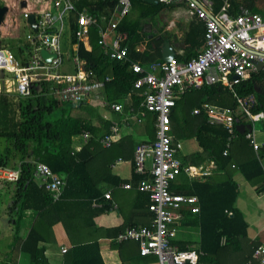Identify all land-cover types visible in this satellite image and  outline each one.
I'll use <instances>...</instances> for the list:
<instances>
[{
    "label": "trees",
    "instance_id": "16d2710c",
    "mask_svg": "<svg viewBox=\"0 0 264 264\" xmlns=\"http://www.w3.org/2000/svg\"><path fill=\"white\" fill-rule=\"evenodd\" d=\"M219 1L222 4L223 0ZM255 1L243 0L238 6L232 0L230 12H254ZM18 2L10 0L9 9L17 11ZM97 5L87 11L94 14L93 10L105 9L108 14V9L110 12L116 8L117 0H99ZM165 7H170V4L131 0L132 12L139 9L137 17L130 19L125 16L116 29L126 34L122 42L127 47L124 60L110 59L98 44V17L96 24L89 29V50L82 41H77L73 32L75 20H70V41L71 44L77 43V55L84 61L83 67L89 78L104 80L109 77L104 82L101 94L104 107L111 109L113 117H102L99 107L87 101L79 105L61 101L52 93L48 80L33 84L30 95L20 98L16 104L10 102L8 93L0 91V138L3 139L0 165L20 169L17 181H3L10 187L11 195L6 209L7 221L13 225V234L0 264H15L20 252L29 255L30 264H49L44 255V247L39 246V242L54 241L53 225L57 222L62 223L71 243L64 253L63 264H148L157 260L153 255H141L138 243L134 240H114L126 228L147 225L152 221L153 215L148 210V203L143 214L147 216L139 225L124 222L118 227L101 228L95 225L93 218L108 208L103 201L105 196L101 183L105 174L111 175L110 164L116 158L132 157L137 145L131 135L117 139L108 147L103 146L99 138L110 131L113 118L120 125L121 118L126 119L130 113L143 110L140 105L144 96L143 89L133 86L138 74L129 65L132 62L147 64L162 61L164 42L169 40L172 45L168 32H156L151 33L144 50L136 49L148 34L144 31L141 19L148 17L151 20ZM27 9L32 11L30 6ZM80 11L76 9V12ZM179 39L183 47L181 52L174 49V59L185 61L196 56L204 47V26L201 21L195 17ZM15 51L18 56L23 49L18 45ZM234 91L238 97H254L255 103L250 108L253 113H262L260 121L264 130V68L247 71L245 79L234 87ZM236 96L221 84H204L183 93L176 100L170 114L171 131L175 138H193L199 147L184 156V162L187 160L197 166L211 159L223 171L221 176H206L192 185L176 188V192L194 194L199 199V211H185L177 223L181 226H198L200 239L172 240V243L181 249L192 247L201 250V264H263L252 257L254 249L261 244L250 238L248 225L235 206L238 187L234 173L240 171L251 182L261 179L263 168L258 159L264 155V144L258 150L260 156H257L244 133H237L227 147L229 133L225 125L210 124L203 108L205 104H213L233 109L237 106ZM115 103L123 106L122 114L111 107ZM194 107L199 108L197 114H192ZM155 117L153 112L144 113L148 141L155 138ZM84 131L90 134V138L76 151L73 148L74 137ZM225 149L226 155L223 154ZM36 162L46 163L64 180L62 193L57 200H53L34 180ZM181 163L184 164L183 161ZM139 180L140 177L134 173L130 182L137 186ZM256 190L258 193L264 192V184L257 186ZM94 201L103 204L96 208L93 206ZM27 211L34 214L33 221L26 236L21 237L19 231ZM101 238H111L106 250L101 248Z\"/></svg>",
    "mask_w": 264,
    "mask_h": 264
},
{
    "label": "built area",
    "instance_id": "2783aa9c",
    "mask_svg": "<svg viewBox=\"0 0 264 264\" xmlns=\"http://www.w3.org/2000/svg\"><path fill=\"white\" fill-rule=\"evenodd\" d=\"M174 1L177 0H158L164 3ZM183 1L187 5L188 13L198 18L204 26L203 49L185 61L172 59L169 62L162 60L147 64L132 62L129 65L130 69L138 74L133 86L143 89L144 95L140 104L143 110L136 112L137 116H144L145 111L156 114L154 140L138 143L133 159V172L140 177L137 188L147 193L148 210L153 218L147 225L126 228L119 232L114 240L136 241L139 253L155 256L158 264H201L200 255L203 254L201 250L192 247L181 249L172 243L176 221L183 217L185 211H199V199L196 195L179 193L170 188L171 183L182 172H196V168L182 165L178 157L181 142L172 134L170 120L176 100L187 90L200 88L204 84H221L236 96L234 87L245 79L246 72L258 70L259 63L264 68V13L232 14L230 0H223L217 11H214L212 0ZM38 7V11H27L25 14V25L29 32L26 34V42L19 44L23 51L17 56L10 49L0 47V72L11 75L10 79L1 78L0 91H13L19 96L27 97L33 84L48 80L52 93L61 101L73 104L86 101L103 88L109 77L104 80L90 79L77 50L71 55L73 71L62 72L65 52L61 39L65 29H70L72 14L75 16L76 26L73 32L77 41L87 38L90 27L96 24V14L86 10L76 12L75 0H42ZM130 10L131 0H117L114 16L108 27L99 28L98 44L110 59L126 58L127 47L122 44L126 34L119 33L116 29ZM31 12L35 14L38 25L35 32L26 22L27 14ZM43 48L56 56L50 62L43 61L40 64L43 60L40 50ZM236 102L237 106L233 109L213 105H204L203 108L210 124L225 125L229 133L227 147L237 133H244L248 144L257 150L260 144L255 139L253 127L254 122L261 120L262 113L251 111L250 107L255 103L252 95L236 96ZM111 107L116 111L122 110L121 104L118 103L112 104ZM198 112V108L193 110L194 114ZM237 124H243L246 129L243 132L237 131ZM247 125L251 128L247 129ZM119 135L120 126L112 123L110 131L103 134L99 142L108 147ZM78 138L85 143L90 134L84 131L74 137ZM223 154H227V149ZM19 176V168L0 165V181L15 182ZM33 177L53 200L60 197L64 180L49 165L36 162ZM104 196L110 197L108 193ZM93 206L100 207L101 204L94 201ZM66 250L62 248V252ZM252 257L264 263V245L257 246Z\"/></svg>",
    "mask_w": 264,
    "mask_h": 264
},
{
    "label": "crops",
    "instance_id": "0c3cea01",
    "mask_svg": "<svg viewBox=\"0 0 264 264\" xmlns=\"http://www.w3.org/2000/svg\"><path fill=\"white\" fill-rule=\"evenodd\" d=\"M99 0H75V6L77 10H89L91 7H97V2ZM148 4H152L143 0ZM243 0H235V5L240 6ZM214 11L219 10L221 6V2L219 0H212ZM230 3L232 0L229 1ZM170 7L163 8L159 13H157L153 19L148 20V17L145 19H141L142 24L144 25V31L147 34V38L144 42L138 44L136 49L142 51L145 49L147 39H150L152 34L156 32H168V33H177V29L181 28L182 33L184 34L189 27L190 22L195 19V16H192L187 11V5L183 0H177L174 2L168 3ZM169 6V5H168ZM232 8V6H231ZM105 10V9H104ZM104 10H93L98 17L99 28H107L109 21L114 16V10H111L108 14ZM139 9H136L132 13V9L126 15L130 19H135ZM254 12L264 13V0H256L254 3ZM244 13V12H243ZM198 19V18H197ZM70 20H75V16L72 14ZM199 20V19H198ZM202 23V22H201ZM162 27L161 31L160 28ZM71 30L68 29L66 37L69 38V50H65L64 46H62L63 51L65 54L68 52L69 54L73 53L77 50V44H71L70 41ZM182 36V35H181ZM180 36V37H181ZM180 41V40H179ZM86 49H90L91 45L89 42V35L87 38L82 40ZM181 42V41H180ZM62 43V40H61ZM173 44V43H172ZM173 47V45H172ZM183 44L181 42L180 48L173 49L179 50L181 52ZM175 51V50H174ZM66 63V62H65ZM64 66V64H63ZM62 68V67H61ZM74 68V67H73ZM73 68L68 71L63 72H71ZM91 105H98L100 109V104H103V96L101 94V90L94 93L86 100ZM205 105H213V104H205ZM122 106V105H121ZM218 106V105H213ZM221 107V106H220ZM197 107H194L193 110ZM199 109V108H198ZM111 109H107L106 107H102L100 109L101 116L109 119L111 118ZM117 113H123V106L121 111H117ZM113 117V116H112ZM121 118L120 125L117 123L118 121L113 118L111 121L112 123H117L120 126V135L119 138H122L126 135H131L136 144L140 142L148 141V136L146 134V130L144 127V116H140L136 113H130L128 117L126 116ZM124 119V120H123ZM263 135L262 142H258L261 145L264 144V130L261 133ZM118 138V139H119ZM192 141L190 145V150L188 153H181L179 150L178 157L180 161H183L184 166H192L196 168V172L193 174H186L182 172L179 174L176 179L171 183V189L176 191V188H180V186H189L192 183H195L197 180H203L206 176H221L222 170H220L213 160L207 159L203 163L199 165H193L189 161L185 160L184 156H188L192 152H195L199 149L197 142L193 138H189ZM181 142V140H180ZM84 145V141L82 139H74L73 141V148H78V151ZM260 147L255 150L254 153L257 156H260V151L258 150ZM181 149H182V142H181ZM116 158L110 164V174H105L103 182L101 183V187L104 190V194L108 193L110 195L109 198H103V201L108 205V208L96 215L93 220L95 225L101 228H112L118 227L122 225L124 222L126 223H135L137 225L142 224L143 220L145 219L144 208L149 203L148 195L146 192L141 191L137 188V186L132 184L130 181L134 177L133 172V159L134 155L128 159H121ZM260 165L263 168V176L257 182H251L247 180L244 175L240 171H236L234 174V180L236 181L238 187V195L235 201V206L241 211L245 222L248 225V235L250 238L258 241L261 245H264V192L258 193L256 190L257 186L264 184V155L260 156L258 159ZM206 171L207 173H203ZM138 176V175H137ZM236 176V178H235ZM128 184L129 187H124V185ZM101 205L102 202H99ZM0 207H2V203L0 201ZM99 208V206H94ZM101 207V206H100ZM33 213L31 211L25 212V218H28V225L23 222L21 225L19 235L21 237H25L29 227L33 221ZM2 216L0 215V218ZM180 220V219H179ZM178 220V221H179ZM176 221V223L178 222ZM174 226L175 234L174 240H184V241H198L200 239V229L198 226H181L178 223ZM253 226V227H252ZM53 232H54V241L50 243L39 242V246L44 247V255L47 258L49 264H63L64 261V253L62 252V248L68 249L71 246L69 238L66 234V231L61 222H57L53 225ZM178 232L180 236H178ZM111 241V238H101L100 245L101 248L106 250L108 248V243ZM112 255V254H111ZM5 256V254H4ZM3 256V257H4ZM23 256L27 258L25 259V263L21 262ZM1 260L0 262H2ZM15 264H30L29 255L25 252H20L17 256V261ZM148 264H158L157 260L148 263ZM255 264H258L255 262ZM264 264V263H263Z\"/></svg>",
    "mask_w": 264,
    "mask_h": 264
},
{
    "label": "rangeland",
    "instance_id": "374dc122",
    "mask_svg": "<svg viewBox=\"0 0 264 264\" xmlns=\"http://www.w3.org/2000/svg\"><path fill=\"white\" fill-rule=\"evenodd\" d=\"M21 2L22 0H18ZM26 5L24 7H21L19 5V2L17 3V11H12L9 9L10 6V0H0V6H8V11L3 15L2 22L0 24V47H6L13 51L14 53L16 52L17 46L22 43L26 42V34L29 32V28L25 25V14L27 11H30L27 9L28 6L31 7L32 10L38 11L39 7L38 5L41 3L42 0H25ZM28 4V6H27ZM133 13V12H132ZM68 29H65V32L62 36V46H64V49L67 51L69 50V38L66 37ZM163 34H167V32H164ZM170 34V39L173 42V47L175 48H180L181 42L179 41L180 36L183 34L182 29L179 28L177 29V33H169ZM71 54L68 52L65 54L64 53V66H62L63 71H70L74 66L72 64V59H71ZM66 62V63H65ZM61 68V69H62ZM62 71V70H61ZM62 71V72H63ZM11 78V75L8 74L7 72H0V80L1 78ZM8 99L12 104H16L17 101L20 98H24L22 96L17 95L15 92H9L8 93ZM98 106V105H94ZM100 109L102 110L103 104H100ZM16 108V106H15ZM254 134H255V139L257 142H262L261 140L263 139V135L261 134L263 132L261 128V121L254 122ZM182 142V149H180L181 153H188L190 150V145L192 143L189 138H180ZM3 146V139L0 138V151ZM236 173V172H235ZM234 173V174H235ZM236 178V176H235ZM10 187L5 184V182L0 181V201L2 203V207H0V215L2 216L0 218V261L4 259V254L8 250V245L11 241V237L13 234V225L10 224L9 221H7V202L9 200V197L11 195L10 193ZM7 203V204H6ZM27 224L28 225V218H25L24 220L22 219V225ZM253 227V226H252ZM178 236H180L178 232ZM25 259L27 258L23 256L22 261L25 263Z\"/></svg>",
    "mask_w": 264,
    "mask_h": 264
},
{
    "label": "water",
    "instance_id": "95a60500",
    "mask_svg": "<svg viewBox=\"0 0 264 264\" xmlns=\"http://www.w3.org/2000/svg\"><path fill=\"white\" fill-rule=\"evenodd\" d=\"M146 1L149 2V3H152V4H157L158 3V0H146ZM25 5H26V1L22 0L20 2V6L24 7ZM7 9H8V7L6 5L0 7V24H1V21L3 19V15L7 11ZM26 22H27L29 27L34 32L37 31L38 25H37V22H36V19H35V14L33 12L27 14ZM40 55L43 58V60L40 61V64H42L43 61L50 62L52 60V58H54L56 56L55 53H48V51L46 49H44V48L40 50ZM174 56H175V51H174L170 41L166 40L164 42V44L162 46V50H161L162 60L164 62H169L172 59H174ZM257 68L259 70H261L263 68V65L261 63H259ZM77 105H79V104H77ZM250 128H251V126L247 125V129H250ZM245 129L246 128H245V126L243 124H237L236 125V130L239 131V132H243Z\"/></svg>",
    "mask_w": 264,
    "mask_h": 264
},
{
    "label": "flooded vegetation",
    "instance_id": "af4514ba",
    "mask_svg": "<svg viewBox=\"0 0 264 264\" xmlns=\"http://www.w3.org/2000/svg\"><path fill=\"white\" fill-rule=\"evenodd\" d=\"M19 5H20V4H19ZM0 7H1V6H0ZM7 7H8V6H7ZM7 11H8V9H7ZM7 11H6V12H7ZM6 12H5V13H6ZM1 22H2V21H1Z\"/></svg>",
    "mask_w": 264,
    "mask_h": 264
}]
</instances>
